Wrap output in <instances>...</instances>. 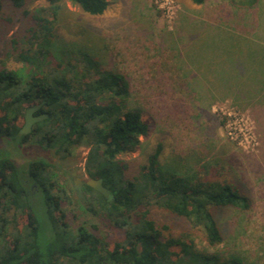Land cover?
<instances>
[{
  "label": "trees",
  "instance_id": "16d2710c",
  "mask_svg": "<svg viewBox=\"0 0 264 264\" xmlns=\"http://www.w3.org/2000/svg\"><path fill=\"white\" fill-rule=\"evenodd\" d=\"M207 1L192 0L199 6ZM223 1L236 10H255L262 4V0ZM30 2L0 0L1 21L12 9L15 15L31 17L33 25L27 49L15 55L30 71L0 67V264H249L245 257L222 248L227 238L223 215L247 214L252 208L250 191L237 169L221 166L209 175L166 172L160 160L164 146L158 143L132 171V165L118 156L142 147L141 139L150 130L131 80L76 46L58 52L55 25L62 5L71 2L99 16L109 0H46L45 6L28 11ZM189 17L197 20L195 13ZM246 42L249 56L264 57V40ZM258 64L264 67V61ZM194 72V78L199 77ZM217 80L215 76L207 82ZM259 92L250 89L239 95L253 98ZM36 105L47 117L29 134H21L26 109ZM3 141L25 148L33 142L31 150L54 149L61 159L78 147H90L87 167L98 164L93 178L102 181L110 197L86 186L85 210L102 216L104 223L73 226L72 209L64 208L72 201L56 178L55 165L38 156L22 168L2 151ZM154 208L181 220L184 229L176 234L173 226L158 224ZM104 228L106 236L101 235ZM196 240L208 249H198Z\"/></svg>",
  "mask_w": 264,
  "mask_h": 264
},
{
  "label": "rangeland",
  "instance_id": "374dc122",
  "mask_svg": "<svg viewBox=\"0 0 264 264\" xmlns=\"http://www.w3.org/2000/svg\"><path fill=\"white\" fill-rule=\"evenodd\" d=\"M261 2L259 9L236 10L223 0H208L200 6L192 0H109L108 9L99 16L65 2L55 25L58 52L76 46L95 56L106 69L131 80L135 101L142 107V119L150 130L149 136L141 139L142 147L118 156L119 161L132 165V171L146 161L158 143L164 146L160 160L166 172L207 175L221 166L232 171L241 166L238 174L246 178L252 208L247 214L223 215L221 224H227V238L222 248L245 257L249 264H264V126L229 89L233 90L230 85L236 78L232 65L249 55L246 40H264V0ZM45 5L46 0H31L27 10ZM184 10L195 13L197 20L189 16L180 20ZM3 17L0 67L29 72L31 67L17 62L15 55L27 49L31 17L15 15L12 9ZM219 60L223 61L227 87L213 96L205 92L206 71ZM192 71L199 77H189ZM28 147L35 148L33 142ZM30 148L12 141L1 143L2 151L22 168L38 156L55 165L56 178L66 186L72 201L64 208L72 209L73 226L104 223L102 216L85 210L88 193L75 185L94 179L98 164L87 167L90 147H78L66 159L59 158L54 149L41 153ZM73 213L77 217L73 218ZM153 213L158 224L173 226L176 234L184 229L181 220L167 212L154 208ZM106 233V228L101 230L102 236ZM195 244L200 250L208 249L200 240Z\"/></svg>",
  "mask_w": 264,
  "mask_h": 264
},
{
  "label": "crops",
  "instance_id": "0c3cea01",
  "mask_svg": "<svg viewBox=\"0 0 264 264\" xmlns=\"http://www.w3.org/2000/svg\"><path fill=\"white\" fill-rule=\"evenodd\" d=\"M191 13L188 12V14L186 13V10H184L181 14L180 20L182 19V17H188L190 16ZM184 17V18H185ZM243 59H241L239 66L236 65L233 68L234 69V74L235 76L238 74L240 75L238 79H234L233 83L230 85L231 87H233V92L231 94H234L235 99L241 103L243 106L249 107L250 109H252V111H254L255 113V117L257 118L258 122L260 123V125L264 126V120L261 117H264V105H261L260 103H264V73H261L264 70V67L262 68L259 67L258 63L259 62H263L264 61V57L263 55H255V56H244L242 57ZM220 63L213 61V65L210 64L207 67V80L211 79L212 77L214 78L215 76H218L217 83L216 84H208L207 82V89H206V93H209L210 95H217L218 93L224 92L225 90L223 88H226V83L224 84L223 81V76H222V65H221V60H219ZM256 62V64H253V62ZM238 66V67H237ZM258 68H261L262 70H260V72H258ZM195 73V72H194ZM254 75V76H253ZM189 77H191L192 79L194 78V74L189 73L188 75ZM197 76V74H196ZM202 77V76H201ZM261 79V81L263 82H257L254 81L255 83L252 82V79ZM263 78V80H262ZM191 79V80H192ZM226 86V87H225ZM229 86V87H230ZM250 89L256 91H260L259 93H257L253 98H248L247 96H244L243 98L240 97V93L242 91L246 92V91H250ZM230 90V89H229ZM231 91V90H230ZM255 94V93H253ZM262 108V109H259ZM241 166L239 165V167H237V169H240ZM240 171V170H239ZM238 173V170H237ZM240 177L243 179V182L245 184L248 185L246 178L243 175H240Z\"/></svg>",
  "mask_w": 264,
  "mask_h": 264
},
{
  "label": "water",
  "instance_id": "95a60500",
  "mask_svg": "<svg viewBox=\"0 0 264 264\" xmlns=\"http://www.w3.org/2000/svg\"><path fill=\"white\" fill-rule=\"evenodd\" d=\"M41 108V105H36L34 107H29L26 109L24 114V125L20 130L21 134L27 135L31 132L32 127L35 123L44 120L47 116L46 114H40L35 116L34 113ZM86 184L91 187L93 190L102 194L104 197L109 198L110 192L105 188L100 179H89Z\"/></svg>",
  "mask_w": 264,
  "mask_h": 264
},
{
  "label": "flooded vegetation",
  "instance_id": "af4514ba",
  "mask_svg": "<svg viewBox=\"0 0 264 264\" xmlns=\"http://www.w3.org/2000/svg\"><path fill=\"white\" fill-rule=\"evenodd\" d=\"M40 114H42V113H40L39 110H38L37 112L34 113L35 116H38V115H40ZM86 182H87V181H84V182H81L80 184L75 183V185H76L77 188H82V187H84V188L86 189V186H88V185L86 184ZM78 195H80V193H78Z\"/></svg>",
  "mask_w": 264,
  "mask_h": 264
}]
</instances>
